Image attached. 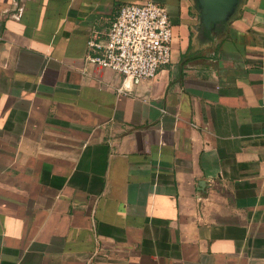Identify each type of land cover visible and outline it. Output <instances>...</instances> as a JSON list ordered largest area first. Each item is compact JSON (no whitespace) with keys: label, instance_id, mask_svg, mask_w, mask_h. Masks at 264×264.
<instances>
[{"label":"crops","instance_id":"0c3cea01","mask_svg":"<svg viewBox=\"0 0 264 264\" xmlns=\"http://www.w3.org/2000/svg\"><path fill=\"white\" fill-rule=\"evenodd\" d=\"M0 0V264H264V0L119 92L88 38L127 2Z\"/></svg>","mask_w":264,"mask_h":264},{"label":"built area","instance_id":"2783aa9c","mask_svg":"<svg viewBox=\"0 0 264 264\" xmlns=\"http://www.w3.org/2000/svg\"><path fill=\"white\" fill-rule=\"evenodd\" d=\"M173 40V23L166 6L150 0L127 2L107 31L89 36L86 59L118 71L123 81L117 90L129 93L133 86L155 77L163 65L171 63Z\"/></svg>","mask_w":264,"mask_h":264},{"label":"water","instance_id":"95a60500","mask_svg":"<svg viewBox=\"0 0 264 264\" xmlns=\"http://www.w3.org/2000/svg\"><path fill=\"white\" fill-rule=\"evenodd\" d=\"M239 0H198L202 7V19L210 27L212 23L227 19L236 9Z\"/></svg>","mask_w":264,"mask_h":264}]
</instances>
